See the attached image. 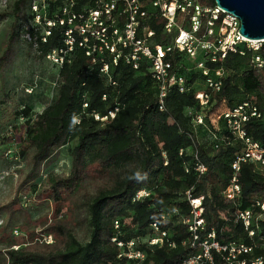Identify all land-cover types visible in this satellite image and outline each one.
<instances>
[{
	"label": "trees",
	"instance_id": "trees-1",
	"mask_svg": "<svg viewBox=\"0 0 264 264\" xmlns=\"http://www.w3.org/2000/svg\"><path fill=\"white\" fill-rule=\"evenodd\" d=\"M93 1L78 0L73 10L93 7ZM201 2L215 5L214 0ZM32 3L33 0L17 1L11 45L19 37L17 28L27 4L29 19L36 23L39 15V21L47 24V20L62 18L68 1L49 2L44 10L48 16H42L43 10L34 13ZM150 27L155 30L154 41L166 44L163 23L152 22ZM66 30L67 27L56 24L49 36L29 33L37 37L42 55L48 56L53 51H68ZM239 49L245 50V55H228L223 64V87L207 108H202L195 98L196 92L204 88V77L196 70L188 71V63L177 57L174 64L181 67L190 90L171 91L163 111L148 63L140 62L138 69H134L123 58L117 65L107 60L109 76H105L100 71L102 64L92 63L85 49L78 45L64 54L57 98L27 122L29 132L20 144L19 155L29 169L15 190L16 195L29 193L30 183L38 179L42 164L73 143L69 173L49 176L35 192V200H49L55 206L53 225L45 226L41 233L51 235L53 243H41L38 237H31L24 247L16 249L12 244L5 251L3 264H184L186 258L199 253L185 224L192 210L187 192L192 198L203 197L205 226L199 231L200 240L214 229L221 244L236 242L252 248L241 257L247 263L264 259V213L256 206L258 202L264 203V171L253 163L242 164L240 198L231 204L222 195L236 155L243 150L222 113L244 101L255 104L260 117L252 119L245 131L264 148V43L258 52L263 60L261 68L251 62L254 53L245 46ZM110 112L115 113L114 118H110ZM198 116L203 118L202 124L196 122ZM105 117L108 119L102 120ZM201 128L210 138L207 145L200 142ZM196 154L207 168L201 177L194 171ZM143 188L151 195L134 201ZM249 209L255 213L257 225L253 236L237 219L239 212ZM169 213L172 217H168ZM79 214L90 228L85 244L75 233ZM154 222L166 233L162 244L150 245L151 239L157 238L151 228ZM145 235H149L147 240L143 239ZM114 238L124 243L135 241L136 249L145 255L144 260L119 257L122 251L112 241ZM213 255L215 264H226L220 253Z\"/></svg>",
	"mask_w": 264,
	"mask_h": 264
},
{
	"label": "built area",
	"instance_id": "built-area-1",
	"mask_svg": "<svg viewBox=\"0 0 264 264\" xmlns=\"http://www.w3.org/2000/svg\"><path fill=\"white\" fill-rule=\"evenodd\" d=\"M51 1L47 0L46 3V0H33V12L38 14L48 7ZM74 5L73 2L67 4L62 9V18L58 21L47 20L48 35L56 24L67 27L64 35L68 50L53 51L48 58L62 65L63 55L78 45L85 49L92 63L102 64L100 71L105 76H109L110 65L107 60L117 65L123 58L128 64H132L134 69H138L140 62L148 63L152 79L159 90L160 111L164 110L165 99L171 91L185 93L190 90L185 75L181 73V67L174 64L177 57L182 63H188V71L196 70L204 77V88L195 94L202 108L209 107L214 94L219 93L223 87V64L228 55H245V50H240V46H245L246 50L255 54L251 61L253 65L258 68L263 66V60L258 56L262 43L242 37L237 17L226 13L216 4L211 6L201 0H94L93 7L78 12L73 10ZM39 20L40 16L37 15L35 21ZM152 22L163 23L162 33L168 38L166 44L154 41L155 30L150 27ZM109 116L114 118L115 113L110 112ZM222 117L233 136L243 146V150L236 155L231 178L222 192L227 203L235 204L242 193V164L253 163L264 171V148L250 139L245 131L246 125L252 119L259 118L260 113L255 104L244 101L237 107L224 111ZM196 118L198 124L203 123L201 116ZM107 119L108 117H105L102 120ZM183 152L182 150L180 155ZM195 158L194 171L201 177L207 172V168L198 159V154ZM150 195L151 192L143 188L137 192L134 201H140ZM187 195L192 210L185 224L193 236L192 245H198L199 253L186 258L184 264H215L213 252L220 253L226 264H264L263 258L247 263V260L241 257L249 254L252 248L236 242L221 244L214 229L200 240L199 231H203L205 226L203 197L192 198L190 192H187ZM256 206L264 213V203L258 202ZM237 219L249 235L253 236V228L257 226L255 213L250 209L241 211ZM151 228L157 238L151 239L150 245L162 244L166 233L161 232L157 222H154ZM115 229H119L118 222L115 223ZM38 238L41 243H53L51 235L41 234ZM112 241L117 243L122 251L119 257L124 256L134 261L144 260L145 255L136 249L135 241L124 243L116 238Z\"/></svg>",
	"mask_w": 264,
	"mask_h": 264
},
{
	"label": "rangeland",
	"instance_id": "rangeland-1",
	"mask_svg": "<svg viewBox=\"0 0 264 264\" xmlns=\"http://www.w3.org/2000/svg\"><path fill=\"white\" fill-rule=\"evenodd\" d=\"M17 1L0 0V264L12 244L16 249L24 247L31 237H40L45 226L53 225L54 204L49 200H35V192L49 176L69 173L73 144L69 143L50 162L42 164L38 179L30 183L29 193L16 195V186L29 169L26 160L19 155L20 144L29 132L27 122L35 119L57 98L62 66L43 56L38 49L37 37L33 38L29 33L49 36L47 24L29 19L28 4L21 26L17 28L19 37L12 45L9 43ZM67 1V4L78 2ZM57 11L58 8L53 13ZM42 16H48L47 11ZM198 133L200 142L207 145L210 142L207 132L201 128ZM75 233L82 244L89 240L90 228L83 215L77 217ZM148 236L143 239L147 240Z\"/></svg>",
	"mask_w": 264,
	"mask_h": 264
},
{
	"label": "water",
	"instance_id": "water-1",
	"mask_svg": "<svg viewBox=\"0 0 264 264\" xmlns=\"http://www.w3.org/2000/svg\"><path fill=\"white\" fill-rule=\"evenodd\" d=\"M240 21L239 33L250 41L264 43V0H214Z\"/></svg>",
	"mask_w": 264,
	"mask_h": 264
},
{
	"label": "clouds",
	"instance_id": "clouds-1",
	"mask_svg": "<svg viewBox=\"0 0 264 264\" xmlns=\"http://www.w3.org/2000/svg\"><path fill=\"white\" fill-rule=\"evenodd\" d=\"M138 175V174H137Z\"/></svg>",
	"mask_w": 264,
	"mask_h": 264
}]
</instances>
